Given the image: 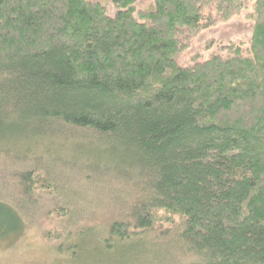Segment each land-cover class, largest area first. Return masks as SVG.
Wrapping results in <instances>:
<instances>
[{
	"label": "trees",
	"instance_id": "trees-1",
	"mask_svg": "<svg viewBox=\"0 0 264 264\" xmlns=\"http://www.w3.org/2000/svg\"><path fill=\"white\" fill-rule=\"evenodd\" d=\"M153 1L143 11L113 0L111 16L89 0H0V149L10 158L0 180H16L24 198L21 213L0 201V240L45 198L71 206L42 212L60 221L49 243L89 238L90 229L68 230L78 204L55 195L53 173L38 159L16 169L28 157L10 147L74 129L131 158L100 176L131 190L122 213L101 225L108 248L167 222L189 264H264V0L245 16L250 38L204 61L196 54L188 67L177 58L191 40L240 17L245 1ZM90 168L74 167L92 187L99 174Z\"/></svg>",
	"mask_w": 264,
	"mask_h": 264
},
{
	"label": "rangeland",
	"instance_id": "rangeland-1",
	"mask_svg": "<svg viewBox=\"0 0 264 264\" xmlns=\"http://www.w3.org/2000/svg\"><path fill=\"white\" fill-rule=\"evenodd\" d=\"M89 1L107 7L111 16L115 14L113 0ZM136 1L140 10L153 11L155 9L153 0ZM244 1L245 9L240 17L205 30L192 39L187 49L178 56V64L181 67H188L192 64V58L196 54H199L201 60L204 61L213 54H219L221 47L237 40L244 41L250 38L254 24L247 21L245 16L253 11L255 0ZM89 134L73 129L53 140L29 136L26 140L28 146H20L21 144L10 146L20 156L28 157L27 164L18 160L16 164L19 167L16 165V169H22L24 164L27 167L29 162L38 159L37 166L49 174L53 173L55 178L53 182L58 185L55 195L66 197L65 199H71L75 202L74 204H78L72 207L75 211L72 219L67 222L68 230L76 232L81 227L85 230L90 229L89 238L79 239V236H74L66 239L65 234L60 241L54 244L49 243L48 232L56 231L60 221L53 217L48 219L47 215L45 216L42 212L49 210L51 205L71 206L58 199L51 202L49 198H45L40 201L33 213L28 214L27 217L23 216L26 224L19 233L0 240V264H189L194 261L192 255L186 254L179 237V230L170 229L167 222L162 224V229L156 227L150 230L149 234L137 239L118 242L113 238L112 244L110 243L112 247H107L111 236L108 230L101 225H111L113 218L122 213L124 206L127 207L131 190L122 185L119 187L115 180H106L108 175L104 179L100 176L103 175L106 166L113 167V164H110L112 160H120L117 162L119 168V163L127 162L126 160L129 161L131 158H127L120 151H117L118 153L107 151L102 148L106 147L104 144L99 140L89 138L91 136ZM0 150H2L0 162H7L10 158L6 159L8 156L4 153L6 149ZM74 167L91 170L93 169L90 167H97L98 169L92 171L94 174H99L95 177L94 186L89 187L84 180H81L78 170L76 171ZM14 168L15 166L12 169ZM15 181L0 180V201L3 199L13 202L9 204L16 212L21 213L20 205L24 198L19 194V190L17 191ZM119 181L123 184L121 180ZM29 212L32 211L29 210ZM70 221L74 224H70ZM75 226L80 228L77 229Z\"/></svg>",
	"mask_w": 264,
	"mask_h": 264
}]
</instances>
